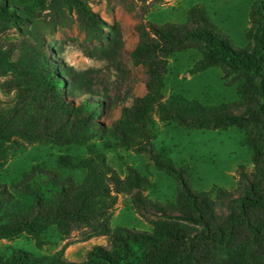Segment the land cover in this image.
Instances as JSON below:
<instances>
[{"label":"trees","instance_id":"1","mask_svg":"<svg viewBox=\"0 0 264 264\" xmlns=\"http://www.w3.org/2000/svg\"><path fill=\"white\" fill-rule=\"evenodd\" d=\"M62 1L92 32L104 59L115 62L122 50L119 28L106 25L86 0H0V35L13 27L32 38L19 52L14 43L0 40V89L7 96L0 99V174L7 161L3 145L22 150L18 139L87 149L73 165L65 158L54 166L35 163L10 183L0 180V240L25 233L41 247L43 232L54 225L62 240L76 231L79 241L105 236L106 244L93 245L83 261L37 256L9 245L0 249V264H264V0H254L250 8L246 48L233 47L199 6L189 10L184 23L142 26L128 56L144 68L146 92L123 104L109 123L99 117L111 116L108 90L96 89L79 71L46 53L42 14ZM50 42L60 46L55 39ZM189 48L201 52L189 74L220 66L236 85V100L207 106L173 94L164 100L167 58ZM155 114L189 128L237 127L252 152L253 169L239 165L235 192L192 188L187 165L175 164L165 147L152 142ZM110 138L144 153L156 169L172 176L175 201L150 198L148 179L132 166L118 173L103 153ZM78 166L84 170L80 180L72 174ZM119 194L130 196L151 231H112Z\"/></svg>","mask_w":264,"mask_h":264},{"label":"rangeland","instance_id":"2","mask_svg":"<svg viewBox=\"0 0 264 264\" xmlns=\"http://www.w3.org/2000/svg\"><path fill=\"white\" fill-rule=\"evenodd\" d=\"M48 1V0H47ZM91 9L98 13L104 23L119 28L121 52L115 62L104 59L97 46V39L79 20L73 7L65 1L52 9L43 11L45 20L43 40L47 44L46 53L58 58L65 65L79 71L86 81L95 84L96 89L104 88L113 98L110 117L100 119L111 122L120 113V107L130 105L134 96L146 92V73L141 65H134L128 51L139 39V29L148 23H184L189 10L199 6L208 19L224 31L235 48H246L245 32L250 26L249 11L254 0H86ZM107 28H104L106 31ZM60 46H51V40ZM0 40L12 42L15 51L22 50L24 42L30 43L31 36H23L13 27L6 28ZM201 52L197 48L178 51L167 58L166 73L163 77L164 100L171 94L180 95L185 100L201 105H219L238 98L236 85L229 83L220 66L209 67L201 72L189 74ZM2 79L0 78V81ZM0 99L7 96L0 89ZM150 129L154 134L152 142L156 147H165L172 161L177 165H187V180L196 190H209L213 186L234 191L237 189V171L240 164L247 170L253 169L252 152L243 144V132L235 126L217 129H197L181 126L175 122L159 118L156 114ZM23 143L22 150H15L7 143L6 164L0 180L10 183L16 180L31 164L56 165L62 158L71 165L87 154L84 145L70 144L56 146L49 143ZM107 162L124 175L129 166L136 168L149 181L145 193L161 202L175 201L176 180L163 170L156 169L144 153H137L110 138V146L104 149ZM76 180L84 175L81 167L72 170ZM153 212L147 213L154 217ZM112 231L116 227L152 230L147 217L135 209L130 196L119 194L112 216ZM44 243L38 247L28 234L11 239H1L0 249L9 245L34 255H63L71 261H83L93 245L106 244L105 236H97L79 241V233L74 231L67 240H62L56 226H49L42 234Z\"/></svg>","mask_w":264,"mask_h":264}]
</instances>
